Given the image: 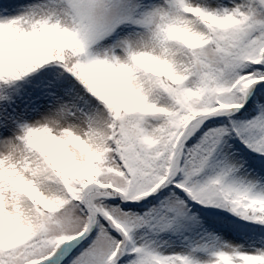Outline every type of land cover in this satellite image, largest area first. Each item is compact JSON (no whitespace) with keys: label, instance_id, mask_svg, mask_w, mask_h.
<instances>
[{"label":"snow or ice","instance_id":"snow-or-ice-1","mask_svg":"<svg viewBox=\"0 0 264 264\" xmlns=\"http://www.w3.org/2000/svg\"><path fill=\"white\" fill-rule=\"evenodd\" d=\"M0 264H264V0H0Z\"/></svg>","mask_w":264,"mask_h":264}]
</instances>
